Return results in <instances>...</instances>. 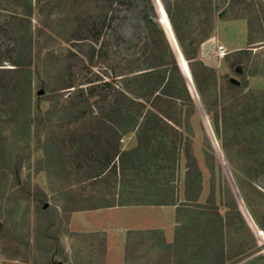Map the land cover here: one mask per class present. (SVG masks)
Segmentation results:
<instances>
[{
    "label": "rangeland",
    "instance_id": "obj_1",
    "mask_svg": "<svg viewBox=\"0 0 264 264\" xmlns=\"http://www.w3.org/2000/svg\"><path fill=\"white\" fill-rule=\"evenodd\" d=\"M153 1L155 16L147 0H117L111 5L102 0H0V68H14L10 60L18 57L19 63L29 64L21 66L26 76L0 73L6 84H19L16 89H0V264H209L214 255L208 248L200 252L204 241L198 239L196 227L204 213L183 196L185 173L195 175L194 161L202 176L196 203L208 205L213 195L224 222L229 214L230 224L223 232L225 249L234 255L239 244L248 246L252 239L259 246L256 253L236 256L230 264L264 260V174L251 171L255 177L251 181L236 173L190 77V65L199 79L208 73L203 68L213 71L216 86L212 76L201 82L209 109L219 112L218 120L221 108L238 94L229 113L239 115L250 92L264 91V0H210L215 18L210 32L200 26L204 0H177L187 17L182 33L190 60L175 39L163 4ZM142 12L156 18L178 50L191 79L195 97L188 94L193 112L183 108L192 115L177 136L181 142L176 153L167 160L139 167L134 155H122L115 158V170L110 165L101 171L97 161L103 152L89 136L103 127L92 117L101 114L98 109L90 114L78 104V88H60L70 83L86 89L107 81L115 90L104 87L105 103L116 100V90H126L131 83L124 80L137 73L128 74L136 67L133 60L137 59L136 65L149 63L153 54L164 53L158 35L159 44L154 45L143 29ZM104 13L106 25L93 44L97 54L103 53L101 58L96 54L95 64L89 66V44L68 37L75 19ZM202 28L209 34L206 39L197 34ZM216 43L226 50L224 56L217 55ZM239 50L248 51L236 55ZM235 59L240 62L232 70L229 66ZM40 80L51 81L60 90L39 103L38 110L34 94L42 87ZM228 82L241 88L233 91ZM214 89L220 95L217 105L211 96ZM242 118L232 122L229 137L239 133L250 147L254 140L248 120L244 131L237 129L244 124ZM186 144L189 156L184 155ZM135 145L134 132L119 140L120 150ZM230 154L236 161L234 146ZM245 154L247 159L253 157ZM163 189L173 190L175 205L150 204ZM215 242L212 249L218 239Z\"/></svg>",
    "mask_w": 264,
    "mask_h": 264
},
{
    "label": "trees",
    "instance_id": "obj_2",
    "mask_svg": "<svg viewBox=\"0 0 264 264\" xmlns=\"http://www.w3.org/2000/svg\"><path fill=\"white\" fill-rule=\"evenodd\" d=\"M80 1L81 0H74V3ZM102 1L107 5H111L117 0ZM147 1L149 7L153 10L152 4L154 3V1ZM160 1L163 4V9L166 12L175 39L182 48L183 55L189 60L192 59L187 57L188 53L184 49V34L182 33V23L186 22L187 17L180 9L181 3H179L177 0H175L174 3H170L168 0ZM202 5L204 17L200 19V26L202 27L205 25L208 27L209 32L211 30L213 31L215 19L214 9L211 5L210 0H204ZM153 14L155 16L154 10ZM140 21L143 24V29L146 31L147 36L152 41V44H159L157 38L155 37L156 35H158L157 37H159V39L162 41L164 53L159 56H155L153 54L149 63L147 62V60H144L143 63H141L144 66L143 68H140V62L139 65H136L137 59L133 60L132 64L136 67H131L128 71V74L131 75L135 72L137 73L132 75V77H128L129 79L124 80V82L129 81V83H131L130 86H126V90H116V100L114 99L105 103L107 97L106 94L102 93V90L105 89L104 87L109 86L113 90H115V88L107 81L103 82L102 85H89L88 87H86V89H83V87L71 85L70 83L60 88H78L76 92L77 96L80 98V102L78 104H82L90 114H93L95 111H97V109L101 114L100 116L96 114L92 117L96 118L97 123L102 124L103 127H98L96 134L90 133L89 135L91 139L98 141L96 146H98L100 148V151L103 152L101 159L97 161L99 162L101 171L104 169H108L110 165L111 168H114L115 170V158L120 159L122 155H134L137 166L139 167L140 165L143 166L144 164H148L149 162H154L155 164L159 161H163V159L167 160V158H170V156L176 153L175 151L177 148V142H181V139L177 136L182 134L181 129L188 125L189 117L190 115H192V113L186 112L185 110H183V108H189L191 112H193L192 101L188 94V92H190L193 97H195L191 86V79L189 78V74H187L182 66L178 50L172 43V40L169 37L165 36L163 29L158 26L156 18L153 20L152 16L143 14L142 12ZM106 22V14L104 13L96 16L90 15L84 17L83 19L78 18L75 19V21L72 23L75 28H73L72 32L70 33L68 40L83 42L86 41L89 44L91 48V51L88 52L89 54L87 55L90 62L89 66H93L95 64V60H97L94 59L97 51L95 50V47H93V44L99 42L102 35V30L105 27ZM202 29H200L197 34L202 39L208 38V32H206L204 28ZM168 45L170 46V48ZM247 51L248 50H239L235 51L237 52L235 54L242 55ZM101 54H97L98 58H101ZM103 56L106 57L107 53H104L102 57ZM26 58L30 63L32 60L30 53L29 58ZM19 60L20 57H18V59L10 60L14 68H0V73L4 74L6 72H10L26 76V69L21 66H28L29 64H26L25 61L24 63H19ZM239 62V59H235V61L230 64V69L235 70V67L237 64H239ZM203 70L207 71L208 73H206L202 79H199L196 71L194 70L192 65H190V77L192 76L193 78L198 93L205 106L207 115L210 118L214 130L220 140V145L230 163L232 162V166L236 173L238 175H241L244 180L246 179L253 181L255 177H252L251 171L262 170V174H264V91L250 92L246 96L247 99L242 108L243 112L239 113V115L229 113L230 107H232L233 103H236V100L240 98L238 94L237 97H234V100L230 102L228 106L226 105L221 108L220 119L218 120L219 112L214 114L212 110L209 109L208 98L205 94L204 89L202 88L201 82H207V80H209L212 76V85L216 86V79L213 76L214 74L211 69L203 68ZM1 79L3 80V78ZM1 79L0 89L2 90H6L8 88L16 89L17 85H19L16 84L10 86L3 82ZM59 80H62V82H64L63 80L65 79H62V77H60ZM38 83V86H42L43 89H41L42 87H40V89L34 94L36 98V103L34 105L35 108L40 110L38 104L41 102L49 101L51 95L60 89L53 87L51 85V81L48 80H40ZM228 88L235 91L239 90L241 87L237 84L228 82ZM128 94H131V96H129ZM211 96L213 97L214 104L217 105L220 100V95L218 94L216 89L211 91ZM243 99L244 98H242V102ZM122 100H125L126 102L124 103V105L122 104ZM104 104L106 105L105 107H107V110L105 107V109L103 108ZM104 114L106 117L109 116V119H106V117L104 118L102 116ZM240 117H243L240 123H246V121L248 120L247 122H249V124L247 126L252 128L251 138L254 140V145L251 144L250 147H246L244 145V139L243 141L242 139H240L239 133H233L232 136L229 137V135H231L230 126L232 122H236V120H239ZM24 121L28 122V118ZM245 123L242 126L236 128L244 131V129L247 127ZM170 130L171 133H168L167 131ZM127 132L135 133L136 145L129 150H120L119 140L121 139V136L126 134ZM231 140L234 141V144L231 143ZM233 146L235 147L236 154L238 156L236 161L233 160V157L230 154L231 148ZM187 149L188 146L186 144V150L184 151L185 156H189ZM246 152H249L253 157L247 159L245 154ZM177 153V155H181L179 150ZM191 164L194 166L195 175H191V171H187L185 173L183 196L185 202H193L195 206L201 208V211L204 213L203 219L196 223V227H198L200 230L199 235H197L198 239L204 241L203 244L199 246L200 252H205L208 248L209 252L214 255L212 256L209 264H230V262L236 256L243 254V256H246L247 258L256 253L259 250V246L254 239H252V243L248 246L244 243L239 244L238 252L234 255H230L229 251L225 249L222 242L224 237L223 232L224 230H227L226 227L230 224L229 214L227 217L228 221L224 222L223 214L219 212V208H216L217 205L214 203L213 195L208 198V202L206 201L209 206L201 204L200 202L196 203L202 190V176L198 167L195 165V161ZM163 166L164 164H162L161 162V167ZM156 179L157 178H155V180ZM255 190L261 193L258 189L255 188ZM154 199L155 201L150 204H176V198H174L173 190L170 191V189H163L161 192L156 193L154 195ZM157 199L159 200L157 201ZM184 203L182 204L184 205ZM194 226L195 225H192L191 227L193 228ZM261 227V230L264 234V227L262 225ZM216 239H218V243L215 246L216 249H212V245L216 243ZM248 264H264V260L259 257Z\"/></svg>",
    "mask_w": 264,
    "mask_h": 264
},
{
    "label": "built area",
    "instance_id": "obj_3",
    "mask_svg": "<svg viewBox=\"0 0 264 264\" xmlns=\"http://www.w3.org/2000/svg\"><path fill=\"white\" fill-rule=\"evenodd\" d=\"M215 48H216V53L218 56L222 57L226 54V50L224 49V47L221 44L216 43Z\"/></svg>",
    "mask_w": 264,
    "mask_h": 264
},
{
    "label": "water",
    "instance_id": "obj_4",
    "mask_svg": "<svg viewBox=\"0 0 264 264\" xmlns=\"http://www.w3.org/2000/svg\"><path fill=\"white\" fill-rule=\"evenodd\" d=\"M167 44H168V42H167ZM169 46V45H168ZM169 48H170V46H169ZM171 50V49H170ZM172 52V51H171Z\"/></svg>",
    "mask_w": 264,
    "mask_h": 264
}]
</instances>
